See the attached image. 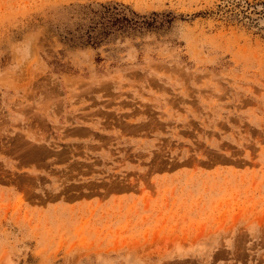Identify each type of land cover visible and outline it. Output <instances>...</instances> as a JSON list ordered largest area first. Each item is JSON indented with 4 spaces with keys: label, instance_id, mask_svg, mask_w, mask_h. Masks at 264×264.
<instances>
[{
    "label": "rangeland",
    "instance_id": "1",
    "mask_svg": "<svg viewBox=\"0 0 264 264\" xmlns=\"http://www.w3.org/2000/svg\"><path fill=\"white\" fill-rule=\"evenodd\" d=\"M0 264H264V0H0Z\"/></svg>",
    "mask_w": 264,
    "mask_h": 264
},
{
    "label": "trees",
    "instance_id": "2",
    "mask_svg": "<svg viewBox=\"0 0 264 264\" xmlns=\"http://www.w3.org/2000/svg\"><path fill=\"white\" fill-rule=\"evenodd\" d=\"M85 8H89V6ZM90 12L93 16L87 27L76 29L71 38H67L71 45L97 47L117 35H135L144 30L159 28L156 19L158 16L168 17L167 21L169 22L173 18L172 12L138 14L126 5L119 3L102 4L101 9H90Z\"/></svg>",
    "mask_w": 264,
    "mask_h": 264
}]
</instances>
